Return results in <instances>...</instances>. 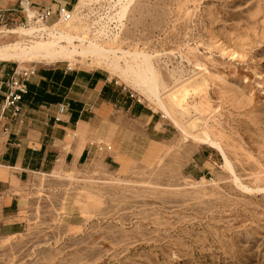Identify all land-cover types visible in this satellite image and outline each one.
Listing matches in <instances>:
<instances>
[{
	"label": "rangeland",
	"instance_id": "374dc122",
	"mask_svg": "<svg viewBox=\"0 0 264 264\" xmlns=\"http://www.w3.org/2000/svg\"><path fill=\"white\" fill-rule=\"evenodd\" d=\"M28 2L0 17V45L21 40L9 31L40 25ZM81 3L67 7L74 12ZM82 5L76 26L85 38L116 51L112 58L148 55L167 88L163 99L178 117L185 113L191 133L205 131L222 146L233 170L105 67L58 64L107 73L156 120L119 116L116 132L103 130L95 142L96 157L36 175L27 186L25 230L0 236V264H264V0ZM41 67L54 66L21 69ZM170 94L181 103L176 109ZM203 150L214 158L209 174L195 159Z\"/></svg>",
	"mask_w": 264,
	"mask_h": 264
},
{
	"label": "crops",
	"instance_id": "0c3cea01",
	"mask_svg": "<svg viewBox=\"0 0 264 264\" xmlns=\"http://www.w3.org/2000/svg\"><path fill=\"white\" fill-rule=\"evenodd\" d=\"M35 9L59 5L74 6L76 0H28ZM21 0H0V17L24 8ZM12 62H0V116L4 105L3 83L17 69ZM65 108L62 112L61 109ZM123 117L146 122L155 116L118 88L103 71L75 70L54 66L36 69L23 99V114L14 121H3L11 136L0 132V236L11 237L25 230L27 186L36 175H51L60 169L77 168L97 156L93 147L103 139V130H117ZM209 174L212 154L203 150L195 155ZM202 172V171H200ZM203 175V176H202ZM201 175L204 177L205 173ZM206 176V175H205Z\"/></svg>",
	"mask_w": 264,
	"mask_h": 264
},
{
	"label": "bare ground",
	"instance_id": "6f19581e",
	"mask_svg": "<svg viewBox=\"0 0 264 264\" xmlns=\"http://www.w3.org/2000/svg\"><path fill=\"white\" fill-rule=\"evenodd\" d=\"M84 1L82 0L80 7H77L76 11L73 12V20L68 23L61 22V24L53 28H49L46 24L31 25L29 28L9 31L8 34L18 35L21 40L9 45H0V62H14L19 64L21 68H26V66L33 64L56 66L62 63H70L71 65L80 63V65L87 64L89 66L105 67L111 72L112 76H117L122 82L131 85L157 108L162 110L186 138H192L198 144L206 145L218 151L224 158L226 168L233 170L222 146L205 131L195 134L191 133L188 130L189 123L182 120L185 113H181L180 117H178L176 115L177 112L172 111L168 103L163 99L161 91H165L167 88L162 84L163 80H160L148 55L130 54L123 51L121 52L122 57L112 58L111 54L114 56L116 51L108 50L96 41L85 38L83 35L85 31L82 27L76 26L79 20L78 13L79 10L81 11L80 8L81 6L83 7ZM125 13L123 11L119 18H124ZM76 43L80 45H76ZM127 56L132 57V62L130 60L126 62ZM140 56L143 59L141 63H138L137 60ZM122 60L126 62H124V66L121 64ZM166 99L175 109L181 105V103L179 105L175 95L170 94ZM192 109L197 110L196 108ZM188 114L185 115L187 118L190 117Z\"/></svg>",
	"mask_w": 264,
	"mask_h": 264
},
{
	"label": "built area",
	"instance_id": "2783aa9c",
	"mask_svg": "<svg viewBox=\"0 0 264 264\" xmlns=\"http://www.w3.org/2000/svg\"><path fill=\"white\" fill-rule=\"evenodd\" d=\"M73 12L70 11L67 5H59L54 10L52 7L38 9L36 12V21L40 24H49L51 21L58 20V22L68 23L73 18ZM4 21V17L2 16ZM36 74V68L30 70L17 69L2 85L5 88L4 105L2 114L0 116V132L5 137L11 136V129L7 125H3V121L14 122L18 120L23 114V99L28 94V83L31 77ZM62 112L65 108L61 109ZM1 152V150H0Z\"/></svg>",
	"mask_w": 264,
	"mask_h": 264
},
{
	"label": "trees",
	"instance_id": "16d2710c",
	"mask_svg": "<svg viewBox=\"0 0 264 264\" xmlns=\"http://www.w3.org/2000/svg\"><path fill=\"white\" fill-rule=\"evenodd\" d=\"M12 14L10 13V14H6L5 16H3L4 17V21H6V20H8V16H11Z\"/></svg>",
	"mask_w": 264,
	"mask_h": 264
}]
</instances>
